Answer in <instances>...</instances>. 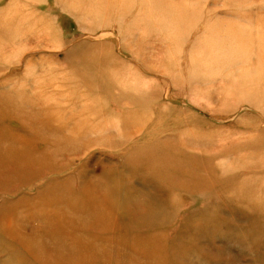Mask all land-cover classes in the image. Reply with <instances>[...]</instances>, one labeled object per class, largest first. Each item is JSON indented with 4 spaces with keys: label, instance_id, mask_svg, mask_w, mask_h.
Masks as SVG:
<instances>
[{
    "label": "rangeland",
    "instance_id": "rangeland-1",
    "mask_svg": "<svg viewBox=\"0 0 264 264\" xmlns=\"http://www.w3.org/2000/svg\"><path fill=\"white\" fill-rule=\"evenodd\" d=\"M31 87L38 96L26 93ZM39 101L43 110L27 113L20 124L26 142L34 144L31 132H40L30 123L38 115L46 120L40 133L51 135L49 121L76 139L53 167L38 164V178L0 191V264H34L22 241L42 239L32 211L47 207L39 195L51 180L67 191L62 202L86 201L92 193L101 199L103 187L112 191V207H99L97 223L84 209L86 223L92 220L85 227L97 235L112 213V222L134 226V213L155 219L158 211L161 237L119 230L122 237L103 239L123 249L124 241L147 244L157 235L163 257L148 255L145 264H163L167 254L166 264L176 263L170 242L185 224L188 234L179 246L190 248L192 258L264 264V0H0V116H21L6 114L7 103L19 110ZM4 126L17 128L15 121ZM156 144L197 173L148 182L144 173L152 166L133 172L129 161L143 157L135 155L136 148ZM29 147L22 153L30 155ZM201 160L208 165L196 164ZM117 173L118 186L108 187ZM249 179L258 183L252 193L245 189ZM79 181L92 190H77ZM150 195L159 198L157 210L141 207ZM166 208L168 219L161 211ZM53 217L59 226L58 214ZM195 230L215 235L199 240ZM195 240L205 250L191 247ZM129 252L109 251L106 264L110 258L112 264H141L140 254ZM92 253L87 251L85 264H97Z\"/></svg>",
    "mask_w": 264,
    "mask_h": 264
},
{
    "label": "bare ground",
    "instance_id": "bare-ground-1",
    "mask_svg": "<svg viewBox=\"0 0 264 264\" xmlns=\"http://www.w3.org/2000/svg\"><path fill=\"white\" fill-rule=\"evenodd\" d=\"M230 27L233 28L232 26ZM83 82L85 83V81ZM25 85L27 84L26 83L22 84V86ZM35 87H31L32 93L31 91H27L26 93L34 97L38 96V94L35 92ZM37 87L40 88V86ZM91 87L93 86L91 85ZM23 93L24 91H20L18 95H23ZM25 103L26 106L22 107L19 110H15V108L11 103H7L3 107V110L6 114H9L11 112H17L20 113L21 116H14V115H11L9 117L0 116V191L7 189H15L18 183H24V181L29 182L38 178L39 174L42 172L38 164L45 162V164H48L49 166L53 167L54 166L53 164L57 163L61 155L65 154L67 152L66 151L67 149H70L74 146L72 140L76 139L73 137L69 138L67 135H63L62 132L56 131V129H59L60 126L62 125H60L59 128H57L56 124L54 125L48 123L49 121H47V127L51 131V135H48L46 133H40V132H45L46 130V126L44 123V121L46 122V120L41 119L38 115L39 119L33 117L30 120V123L36 125L38 127V131L40 132H31L33 136H31L29 140L34 144L27 143L24 136V129L20 128L21 126L20 124L23 123L24 117L26 116L27 113L36 114V112H41L43 110L42 103L44 102L39 101V104L34 106H32L30 102H25ZM53 103L58 104L60 102L54 100ZM36 106L38 108H35ZM125 114L127 115V112H125ZM13 121H15L17 128H9L4 126L5 122L8 123ZM130 121L131 120L129 119L126 122V125H130L132 123V121L131 122ZM125 129H128V127ZM57 132H59L60 134H57ZM82 132H83L82 137L84 138L86 132L85 133L84 131ZM77 140L81 141L82 139L81 140L77 139ZM28 146H31L29 147L30 155H27L24 152L22 153L21 151L27 148ZM163 148L164 146L160 148L157 144L150 146L149 149H145L144 151L140 150L139 148H136L135 155L141 156V153H143V157L142 158L137 157L141 159V161L138 160L129 161V164L132 167L131 170L133 169L134 170L133 172H135L136 170L144 167L143 164L152 166L151 169H149L147 172L144 173L146 174V176L145 175L144 176L145 178H147L146 181L148 182L152 180V177L154 179H158V178L162 179L164 180V182H171L170 179L175 180L176 177L178 179V176H180L181 174L186 173L187 175H189L190 173L196 172L195 171L196 167H192V165L187 166L184 160H180L179 158L177 159L174 156H170L166 152V149ZM134 151L135 149H133V152ZM28 157H30V159L32 160L33 163L32 165L26 164L28 161L27 160ZM196 164H203L204 166L208 165L207 162L204 160H201L199 163ZM119 175L120 173L115 174L116 179L115 180L113 179L111 183L108 184L107 186L112 187L115 185L116 188L118 186ZM150 175L153 176L150 177ZM107 176L109 177L108 174ZM133 177L134 175H131L127 178L125 184L126 187L130 186L128 180L129 178H133ZM85 179L86 177L82 180ZM51 181L52 184L50 183V185L47 186L46 190H44V192L39 195L40 201L46 203L47 207H45L44 209L38 208V214L32 211V217L36 221L35 223H37L40 227H42V230L40 231V233L42 234V239L40 240V238L39 239L34 238L35 242H28V243L27 242L25 243L26 240L22 241V245L26 247L28 252H30L31 254L32 263L85 264L84 260L87 257V251L93 252L90 255L92 258H96L97 264L107 263V259H105L104 256L109 255V251L111 255H120V254H131L132 252H129V250H133L135 251L136 254H140L141 264L146 263L145 261H143V259L146 258L148 255L156 256V257L160 255L163 257L162 249L165 246L163 245L161 238L159 239L157 238V235L158 237H161V232L162 231L164 232L162 228H158L157 226L158 221L161 219L158 211H155L156 213L155 219H152L151 214L146 215L144 213H140V214L134 213V217L132 220L134 226L132 225L124 226L123 223H125V221L112 222V219H114V215L112 213V215L110 214L108 221L102 222V224L106 226L103 228L102 231H100L101 234L97 235L92 233L88 228L85 227L86 225L88 226L92 223V220L86 223L85 212L88 213V215H91L94 218V222L97 223L96 220L100 219V217L97 216L100 213L99 207H112V199H111V197L113 196L112 191L107 190L104 187L102 188L101 186L100 187L102 188L101 192H103V197L100 196L101 199L97 198L98 194L92 193L86 196V201L84 197L83 199H80V197H71V198H67L64 202H62L59 201L60 196L62 195L63 197H67V191L63 187L56 189L55 185L53 184V180ZM83 182L85 181H79L75 184L77 190L79 189L78 187L82 189L85 188L82 185ZM246 184L247 185L245 189L250 191L251 193L253 191V188H256L258 186V183L253 179H249L246 182ZM84 190L85 193L87 194L89 191L92 190V188L90 186H87V189L85 188ZM55 192H56V196L52 197V193ZM117 194H115V198L113 200L114 202H117L116 201ZM48 195L51 196L52 199ZM150 197L153 199L144 200L141 207H143L144 205L145 208L151 209L152 211L157 210L158 208L153 206V204L158 205L159 202L157 200L159 198H157V195H155V197L154 195H150ZM59 203L60 204L64 203L65 207L62 205L59 206ZM87 207H94V208L91 209ZM211 208L212 207H210V209ZM84 209H86L85 212ZM114 211L117 212L116 207ZM141 211L142 210H138V212ZM161 211L165 213L166 219L171 217L170 209L166 208V209H162ZM128 212L131 214V210H129ZM3 213L1 214L3 215ZM55 213L58 214L57 221L60 222V225L57 227L54 226L56 225V220L54 219L55 217H53ZM217 215L220 214L217 213ZM136 224H141V225H136ZM187 227L188 224H185L180 234L176 233L175 236L173 237V240L170 242L172 243L170 248L171 255L177 261L176 262L177 264H204V261H202L201 258H196V257L192 258V254L186 252L187 250H190V248L188 249L179 246V244H182L181 238L187 236L188 234ZM252 228H256V227H252ZM100 229H102V227ZM119 230H123V232L126 231L125 234L128 235H138V234L143 235L149 231L157 232V235L153 236V238L155 239L154 240L153 238L150 239V241L147 244H142V240L135 241V243L133 244H130L129 241H124L122 243V246L124 247L123 249L126 250L119 249V246L116 244L112 243L109 245L105 241H103V239L106 240V239L122 237V235L120 234L121 232H118ZM116 231L118 233L115 234ZM253 232L254 229L250 230L249 233L248 232L245 233L247 235L249 234L251 235ZM117 234H119V237ZM210 235H215L212 232V230H211V234L207 230H205L204 232L195 230L193 234L194 237H198L197 239L199 240L202 239L204 241L208 240L210 238L209 237ZM48 236L50 237L48 238ZM163 237L166 238L167 236L165 235ZM92 241H98L100 242V244ZM196 243H197L196 245H192L191 247H199L200 249L205 250L204 246L200 245L201 242L196 241ZM37 244H38L37 247L34 246ZM138 246H142L144 250L138 252L137 251ZM2 248L4 247L2 246ZM169 256L170 255L168 254L165 256L163 264H166L167 258ZM112 263L113 260L110 258L109 264ZM155 264H160V260L155 261ZM167 264H171V263H167Z\"/></svg>",
    "mask_w": 264,
    "mask_h": 264
}]
</instances>
